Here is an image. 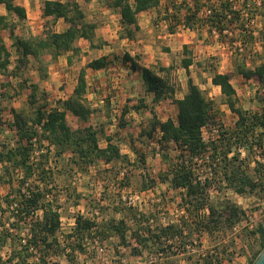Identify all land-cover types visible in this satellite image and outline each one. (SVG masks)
<instances>
[{
  "label": "rangeland",
  "instance_id": "374dc122",
  "mask_svg": "<svg viewBox=\"0 0 264 264\" xmlns=\"http://www.w3.org/2000/svg\"><path fill=\"white\" fill-rule=\"evenodd\" d=\"M60 1L76 4L84 15L83 22L96 26L92 39L96 49H90L89 42L85 39H80L78 41L80 53L77 56H73L72 65H68L66 62V57L70 53L62 54L57 59H53L50 53L47 52H43L36 59L29 56L21 65L19 71H16V76L9 77L11 85L6 86L4 88L5 91L1 88L5 77L0 73V114L3 120L6 122L12 121L13 115L11 112L13 110L32 121L35 119L37 110L48 114L50 111L60 108L59 102L66 100L67 93L72 92L74 89L79 70L91 60L106 57L109 59L108 65L111 64V69L107 67L106 70L96 73L92 70H87L86 80L90 102L94 103L95 108L104 111L107 119L101 114L98 115L97 111L90 117L88 124L97 132H103V134H99V142L102 147L105 146V136H113L120 146L122 154L126 155L130 162L138 158V155H143L146 158L144 169L140 163L137 166H131L130 162H119L114 165V170L108 175H103L104 170L102 168L98 169L96 166L91 167L85 173L78 171L75 166L69 165L68 162L72 155L70 152L57 156L55 149L52 147L47 153L44 149L47 146V142L41 143L37 136V142L33 147L34 152L42 149L45 157L41 158L40 154L35 155L33 153V158L37 159L36 162H33L34 164L42 162L44 168L50 173L53 179L51 184L54 186L52 194L56 196L57 204L62 205L60 212L63 231L68 232V225L71 224L74 216L83 212L82 215L88 217L92 214V206L99 207L101 211L100 218L97 220L98 225L102 222H105L102 224H107L109 220L116 221L122 218V214L113 211L111 207H107L109 206L107 196H105L106 199L100 198L101 200H99V196L103 194V191L107 194V179L112 181L113 184L119 182L118 173L123 168H127L130 174L133 172L130 175L126 191L129 193H140L146 191L144 187L148 185V180L144 182L145 174L148 173L156 182H159L157 175L178 161L180 150L173 142L163 143L158 146L155 140L149 141L146 136L141 137L139 135L142 130H147L148 121L153 114L164 121L168 119L176 121L177 108L173 103L162 101V104L155 106L156 108L152 106L151 112L144 116L143 123H139L140 119H137L132 124L129 123L130 125L126 128L119 129L117 126L116 117L121 113V109L119 108L120 110H118L116 101L118 95L116 92L128 81L124 77V53L132 52L134 58L138 59L140 56L142 63L141 65L139 64L140 66L148 65L142 58L146 56L141 48L138 50V46L134 41H143L149 47L147 51H159L169 55L167 58L172 61V65L169 67L174 69L168 73H161V75L165 76L169 84L176 89L178 98L183 94L182 88L187 91L186 82L191 78L205 98L211 103L214 122L213 125L206 127L203 132L206 143H209L210 140L216 138V134L212 132L213 129L232 133L236 130L237 120V117L224 104V98L220 92L210 85L209 80L215 73H230L233 75L231 83L237 94L238 106L243 111L249 115L262 113L264 90L253 79L246 81L242 76L234 74V71L237 65L244 64L247 69L253 70L264 64V18L261 15L264 12V8L261 7V0H252L253 4L251 2L243 9L244 17L254 18L250 24L246 23V33H243L239 24L235 23L231 26L232 29L220 36L214 31L209 33V27L201 25L198 21L192 22L193 29H188L184 26L183 21L188 10L194 9V0H159L161 5L150 12L152 15L144 13L138 17L142 31L135 33L133 39H127V32L121 24L118 11L110 7L107 2L100 0ZM223 2L229 3L236 10H239L243 4V0H199L198 5L201 11L198 18L208 16V10H220V5ZM18 3L27 4L29 18L22 22V27L16 26L17 18L15 16L11 21H8L10 27L6 29L7 35L5 37L7 39L5 40V46H7V50L11 54V65L8 72L16 68L15 66L18 64L17 60L20 56L19 50L14 44V37L32 35L44 38L43 32L54 30L60 33L67 27L63 20H59L56 23L50 19L46 21L47 26L45 25V20L38 14V8L42 4V0H18ZM11 30L13 35H11ZM0 41L3 42L4 39L0 37ZM183 46H187L190 53L189 56L193 60V65L188 73L181 68V61L185 58ZM131 81L135 82L132 79ZM20 82L24 85L26 92L16 96L12 88L17 91V86ZM31 85L37 87L33 105L29 103L27 95L30 92L28 86ZM2 91L6 92V94L1 95ZM110 114L114 119L108 122ZM67 116V123L74 130H82L86 127L87 123L79 120L70 112H67ZM35 131L39 134L36 128ZM262 132L264 134V129L256 128L255 138L249 139V145L253 144L251 151L242 146L233 147L226 157L229 160L237 155L238 161L234 163V166L242 165L246 176L253 180L252 184L256 185L254 191L246 188L247 192L244 195H237L230 189L222 191L225 183H221L222 189L220 190L217 185L211 184L207 191L208 195L216 203L225 200L224 205H236L241 209L242 215L232 230L227 223L223 222L224 233L216 235L214 239L208 236L206 230H201V233H195L189 237H187V230L183 235L184 239L181 238V241L179 237L176 241L171 237L163 242L166 245L170 244V246H173L176 252L174 250L168 252L165 261L162 260L163 262L154 251L139 249L134 255L131 252L130 245L134 247L135 242L130 239L129 234L124 245H120L118 237L114 236L103 241L97 239L98 246L104 248L103 254H97L94 245H92L91 248L87 247L90 248L91 254L86 252V254H76V264H205L202 261L201 254L207 252H219L222 259L221 264H233L238 258H242L245 264H252L255 256L261 251L260 236L257 233H252V231H256L258 226H262L264 229V172L255 174L253 171L257 161L264 166V136L261 147L255 145L257 136L262 134ZM12 136L13 132L5 128L0 134V141L12 142ZM29 161L32 162L31 159ZM8 167L9 164L1 170L0 176H3L4 169H8ZM209 173L210 171L207 170L206 174L202 173V176L212 177L211 173ZM16 175L19 176V173H15ZM35 177L36 173L32 178L35 179ZM32 178L26 180V184L30 185ZM75 178H79V181L74 183ZM15 180L18 181L16 183V186H18L22 179L17 177ZM164 188L166 187L164 186ZM164 188L156 185L152 192L155 196L163 194L166 199V206L162 207L159 205L157 209L154 208L157 211L160 210L159 223L161 225L172 223L180 226V220L186 214L185 209L179 203V193L181 191H169L166 193ZM115 189L114 185H112L110 193H113ZM68 191L69 195L67 196ZM227 191L229 195H226ZM0 194L6 195V192L0 191ZM4 195L2 198H4ZM231 195L233 198L230 197ZM52 198L54 197H51V195L47 197L48 200ZM143 203L147 205V208L142 207V212L147 213V211L153 210L151 204L154 202ZM1 208L5 211L2 216L7 218L10 212L5 203H2ZM207 215L201 214L200 220L206 221L208 219ZM224 256L225 259H223ZM229 256L231 257L230 260H232L230 262L226 259ZM50 258L58 264H68L62 251L57 255L51 254L49 260ZM235 264L242 263L236 261Z\"/></svg>",
  "mask_w": 264,
  "mask_h": 264
},
{
  "label": "trees",
  "instance_id": "16d2710c",
  "mask_svg": "<svg viewBox=\"0 0 264 264\" xmlns=\"http://www.w3.org/2000/svg\"><path fill=\"white\" fill-rule=\"evenodd\" d=\"M100 1L107 2L110 7L118 11L121 24L127 32V39H133L134 34L139 31L138 16L160 6L159 0ZM194 1V9L188 10L183 21L184 26L188 29H193L192 22L198 21L201 25L209 27V33L214 31L221 36L224 32L232 29V25L238 23L240 30L246 33V23L250 24L254 20L253 17L243 16L244 7H247L252 0H243L239 10H236L229 3L223 2L220 5V10H210L208 16L200 19L198 18L201 11L198 5L199 0ZM261 5L264 8V0H261ZM0 6H3L7 12V16H0V24H3L5 28L10 27L8 21H11L15 16L17 18L16 26H23L22 22L27 18L26 10L24 7L17 5L16 0H0ZM261 15L264 18V12ZM42 17L46 26V21L52 19L53 22L63 20L67 27L60 33L54 30L43 32L44 38L32 35L14 37V44L19 50L20 56L16 68L11 72H8L11 65V54L5 44L0 41V73L5 77L1 84L3 91H5L6 86L11 85L9 77L16 76V71H19L21 65L29 56L36 59L43 52H47L50 53L53 59H57L62 54L70 53L66 57V62L68 65H72L73 56L80 53L78 47L80 39L87 40L90 49H96L92 41L96 26L83 22L84 15L76 4L62 3L58 0L46 1L43 4ZM10 32L13 35V31ZM183 54L185 58L181 61V68L188 73L189 68L193 65V60L189 56L187 46H183ZM123 61L131 63L132 70L141 73L143 89L150 96L151 104L169 99L177 108L176 121L171 119L160 121L153 115L147 125V130H142L139 135L141 137L146 136L149 141L155 140L158 146L173 142L180 150L178 161L157 175L159 182H156L148 173L144 175V182L148 180V185L144 187L145 190H154L158 183L166 182L168 188L172 191L184 190V192L179 193V203L186 211L184 218L182 216L183 219L180 220V226L172 223L166 225L159 223L160 210L157 211L154 208L157 209L159 205L166 206V199L163 194L159 196L160 203L151 204L153 210L147 211V213H138L136 209L126 208L122 204L119 189L128 186L130 175L133 173L130 174V171L125 168L127 169V175L119 181L120 188L115 189L113 193H110L107 189V194L103 191V194L99 196V200L102 197L106 199L105 196H107L109 205L107 207H111L113 211L122 214V218L116 221L109 220L107 224H102L105 223L102 222L98 225L97 220L101 215L99 210V216L75 215L74 226L68 232L60 229L62 205L57 204L56 196L52 194L54 186L51 183L53 179L42 162L34 164L29 161L34 153L33 147L37 142V140L33 142L38 136L35 131L36 126H40L42 129V134L38 140L41 143L47 142V146L44 147L47 153L52 147L55 149L57 156L70 152L72 155L68 163L75 166L78 171L87 173L93 166L110 165V168L103 172V175H107L112 173L115 164L130 162L128 157L121 153V148L113 136H105V146L102 147L99 142V134H103V132H97L88 124L90 117L101 110L93 107L88 99L86 71L100 72L105 70L108 65L107 58L100 57L89 61L79 70L76 85L72 92L67 93L66 100L59 102L60 108L54 109L48 114L37 110L35 119L32 121L24 118L14 110L11 112L13 120L10 122L4 121L0 114V134L5 128L13 132L12 142L0 141V163L9 164L8 169H4L3 176H0V182L10 186V190L0 200L1 214H5V211L1 208L2 203H5L7 208H10L13 202L17 203V208L13 213L17 221L14 225L15 234L0 233V251L8 245L11 250V258L16 260V264H58L57 262H50L49 257L51 254L57 255L61 251L65 255L68 264H76V254H86L87 247L91 248L97 239L103 241L114 236L118 237L120 245H124L128 234L130 239L135 242L134 247L130 245L133 254L141 249L154 251L156 255L161 253L166 257V254L172 251L173 246L166 245L163 241L171 237H179L181 241V238L184 239V231L188 230L187 237H189L192 234L201 233V230H206L208 236L214 239L216 235L224 233L223 222L227 223L232 230L236 222L239 221L242 211L238 206L224 205L225 200L216 203L207 191L211 184L217 185L219 190L222 189L221 183H225L222 191L230 189L237 195L246 194V188L254 191L256 185L252 184L253 180L246 176L242 165L234 166V163L238 161L237 155L229 160L226 157L233 147L242 146L248 151L253 149V144L249 145V139L255 138L256 128L264 129V97L262 113L249 115L238 106L237 94L231 83L233 75L230 73H215L211 78V84L219 88L220 94L224 98V104L237 117L236 130L232 133L218 130L216 138L210 140L209 143H205L202 137V129L213 125V108L192 79L189 78L186 82L187 91L183 98L176 100L174 98V88L169 84L167 78L161 75V73L172 71L173 67L160 68L156 72L140 66L128 53L124 54ZM234 74L242 76L246 81L253 79L264 90V64L253 70L247 69L244 64L237 65ZM17 87V91L12 88L16 96L26 92L22 82ZM28 87L30 90L27 94L29 103L33 105L37 87L34 85ZM3 91L1 95L6 94ZM139 101L137 106L121 110L120 117L117 120L119 129H123L128 125L129 122L126 117H129L131 111L137 113L141 109H148L149 106L145 105L143 100L140 99ZM66 111L87 123L86 127L82 130H74L67 123ZM263 136V132L257 136L255 145L261 147ZM43 154H40L41 158L45 157ZM137 157L130 162V165L137 166L140 163L144 169L146 158L143 155ZM206 157H208L207 160H205ZM19 168L23 172L22 180L18 186L12 187V180L16 177L15 173ZM205 170H209L212 177L202 176V173L206 174ZM253 171L255 174H262L264 166L257 161ZM35 173L36 177L34 179L32 177ZM30 178H32V182L23 192L22 188L26 184V180ZM50 185L51 188H48ZM49 195L54 198L48 200ZM94 208L99 209L97 206H92V210ZM205 208L208 210L207 222L200 220L199 211ZM38 211H41V217L36 216ZM24 226L30 227L28 246H22L20 243V235ZM252 233L259 234L261 240V251L255 256L256 260L264 249V229L262 226H258L256 231H252ZM30 247L39 254L38 262L33 260V254L29 252ZM60 249L61 251H59ZM201 256L205 264L222 263L219 252H207L201 254ZM223 259H225V256ZM226 259L229 262L232 261L230 256Z\"/></svg>",
  "mask_w": 264,
  "mask_h": 264
},
{
  "label": "crops",
  "instance_id": "0c3cea01",
  "mask_svg": "<svg viewBox=\"0 0 264 264\" xmlns=\"http://www.w3.org/2000/svg\"><path fill=\"white\" fill-rule=\"evenodd\" d=\"M46 1H55V0H42V4L39 6V16L41 15V17H42V8H43V4H44V2H46ZM58 1H60V0H58ZM60 2H62V1H60ZM160 2V5H161V1H159ZM62 3H64V2H62ZM16 4L17 5H20V6H22V7H24L25 8V10H26V16H27V18H29V11H28V7H27V4H22V3H18V0H16ZM160 7V6H159ZM158 7V8H159ZM151 11H153V10H151ZM151 11H149V12H145V13H149V14H151L152 15V13H150ZM144 13H141L140 15H143ZM139 15V16H140ZM0 16L1 17H5V16H7V12H6V10H5V8L3 7V6H0ZM119 16V19H120V15H118ZM138 16V17H139ZM42 19H43V17H42ZM44 20V19H43ZM59 21V20H58ZM58 21H56V23H58ZM137 22H138V26H139V31L138 32H141L142 31V28H141V23H139V21H138V18H137ZM6 29L7 28H5L4 26H3V24H0V37L2 38V39H4V41L2 42L3 44H5L6 45V42H5V40H7V39H5V37H6V35H7V32H6ZM59 33V32H58ZM133 42V41H132ZM135 42V44H137V48H138V50L141 48V50L143 51V54L146 56L145 58H144V56L142 57L145 61H146V64H148V65H144V66H142V67H144V68H148V69H152V70H154V71H158L160 68H164V69H166V68H169V66L170 65H172V61H171V59H169V58H167V56H169L168 54H166V53H164V52H159V51H157V52H150V51H147V48H149L148 46H146L144 43H143V41L141 42V41H134ZM6 48H7V46H6ZM8 49V48H7ZM9 51V50H8ZM125 54V53H124ZM128 54L130 55V57H132L133 59H134V61L136 62V63H138V64H142L141 63V60H140V56L138 57V59H136V58H134V54L132 53V52H128ZM109 61V59H107V62ZM107 67H108V69H111V64H109V65H107ZM157 67V68H156ZM192 67V66H191ZM190 67V68H191ZM189 68V69H190ZM107 69V68H106ZM105 69V70H106ZM124 72H125V78H127V83L126 84H123L122 86H121V88L120 89H117V91L118 92H116L117 93V99H116V101H117V103H118V110H123V108L125 109V108H133V107H135V106H137L138 104H139V100L141 99V100H143L144 101V104L145 105H147V106H149L148 107V109H141L139 112H137V113H135L134 111H131L130 113H129V117H126L127 118V121L129 122V123H133V122H135V121H137V119H140V122L139 123H143V119H144V116L145 115H147L148 113H150L151 112V107L152 106H158V105H160V104H162V101L161 102H159V103H157V104H151V102H150V96L149 95H147L145 92H144V89H143V84H142V77H141V73L139 72V71H133L132 70V68H131V63H129V62H124ZM182 70H184V69H182ZM95 72V71H94ZM97 72V71H96ZM95 72V73H96ZM131 79L132 80H134L135 82H132L131 81ZM209 82H210V85H211V87L212 88H214V89H217L219 92H220V90H219V88L218 87H215V86H213L212 84H211V79L209 80ZM182 90H183V94H181V96L178 98V95L176 94V89H174V98L176 99V100H180V99H182L183 98V96L185 95V93H186V90L184 91V88H182ZM87 96H88V99H89V101H90V98H89V94L87 93ZM112 99V98H111ZM112 101H113V99H112ZM163 102H165V103H172V101L171 100H169V99H165V100H163ZM91 104H92V106L94 107V103L93 102H91ZM175 106V105H174ZM120 108V109H119ZM156 108V107H155ZM121 110H120V112H121ZM67 112L68 111H66V118L68 117L67 116ZM98 115L99 114H101V115H103V117L104 118H106L107 119V115H105V113H104V111H98V113H97ZM154 115V114H153ZM153 115L151 116V114H150V116H151V119H152V117H153ZM93 116V115H92ZM112 115L110 114L109 116H108V122H110V120L112 121L114 118H113V116L111 117ZM120 117V114L119 115H117V120H118V118ZM160 121H164V120H161L158 116H156ZM77 118V117H76ZM150 119V120H151ZM149 120V121H150ZM149 121H148V123H149ZM128 123V125L126 126V127H128L130 124ZM125 127V128H126ZM122 153V152H121ZM5 166H7V163H4V164H2V163H0V174H1V170L3 169V168H5ZM96 168H98V169H103V170H106V169H109L110 168V165H97L96 166ZM16 173H19V176L18 175H16V177L15 178H22L23 177V172H22V169H18V170H16ZM108 175V174H107ZM15 178H13V180H12V187H16V183L18 182L17 180H15ZM112 185H114L113 184V182L112 181H110L109 179H107V184H106V186H107V189L110 191V189H111V187H112ZM164 186L166 187V188H164ZM158 187H163L164 189H165V191H166V193L167 192H169V191H171V189H169L168 187V183L166 182V183H160V184H158ZM10 190V186L9 185H6L5 183H1L0 182V191H5L6 192V194H7V192ZM165 191H163V192H165ZM232 191V190H231ZM162 192V193H163ZM176 192V191H175ZM233 192V191H232ZM228 193V191L226 192V195H229V194H227ZM4 195V194H3ZM3 195H1L0 194V200L2 199V197H3ZM223 196V195H222ZM4 197H5V195H4ZM230 197H232L233 198V196L231 195ZM82 211V210H81ZM42 214V213H41ZM82 214H83V212H82ZM82 214H80V215H82ZM37 215V217L38 216H40V214L39 213H37L36 214ZM41 217V216H40ZM236 261H238V263H242V264H245V263H243V260H242V258H238V259H236ZM236 261L235 262H233V264H235L236 263Z\"/></svg>",
  "mask_w": 264,
  "mask_h": 264
},
{
  "label": "built area",
  "instance_id": "2783aa9c",
  "mask_svg": "<svg viewBox=\"0 0 264 264\" xmlns=\"http://www.w3.org/2000/svg\"><path fill=\"white\" fill-rule=\"evenodd\" d=\"M207 14L208 15L210 14V10H208ZM35 128L37 129V131L39 133L38 137H40V135L42 134L41 127L40 126H36ZM205 129H206L205 127L202 129V137H203V141L206 143V139L203 136V132H204ZM212 132L215 133L216 136L218 135V130L213 129ZM158 137H159V135H158ZM35 141H36V139H34L33 142H35ZM41 153H43V150H40L38 152H34L35 155H39ZM207 159H208V157L205 158V160H207ZM36 160L37 159H34L33 156H31L32 163L36 162ZM125 175H127V169L123 168L118 173L119 181H121L122 178ZM76 181H79V178H75L74 179V183ZM27 187H28V184H26V186H24L22 188V191L25 192ZM114 187L116 189L117 188L119 189L120 188L119 182L115 183ZM48 188H51V185L48 186ZM127 189H128L127 186L119 189L121 202L126 208H133V209H136L138 213H141L142 212V207L147 208L146 207L147 205L144 204L143 202H147V203H149V202L153 203L154 202L155 204L160 203L161 199H160L159 195H156V196L153 195V193H152L153 189H149V190H146V191H143V192H140V193H129V192L126 191ZM178 191L184 192V190H178ZM173 192H175V191H173ZM16 208H17V203L13 202V204L10 206V208H8V210L10 212V215H8L7 218L2 216V214L0 212V233L6 232L8 234H15L14 225L16 224L17 221H16L15 217L13 216V213L15 212ZM37 213H39L40 216H41V211L36 212V214ZM199 213H200V215L201 214H208V210L205 208L203 210H200ZM40 216H38V217H40ZM89 216L90 217L99 216V209L98 208H94L92 210V214H90ZM129 222L131 223V221H129ZM74 223H75V219H72L71 220V224L68 225V230H70L74 226ZM60 227H61L60 229L63 230V224L61 222V219H60ZM182 230H184V228H182ZM184 233H185V231H184ZM20 237H21V239H20L21 245L22 246H28V242H29V239H30V227L29 226H24ZM177 239H178V237H174L173 238V240H175V241ZM93 245H94V248H95V252L97 254H99V255H102L103 252H104V248L98 246L97 241H95ZM172 250H174L176 252V249L174 247L172 248ZM29 252H32L33 260L35 262H38L39 254L37 253V251H35L32 247H30L29 248ZM87 254H91L90 253V248H87ZM157 257H159L161 261L162 260L165 261V259H166V257H164V255L161 254V253L159 255H157ZM49 261L55 262V261L52 260V258H50ZM0 264H16V260H14V259L12 260V258H11V251H10L9 247H5L3 250L0 251Z\"/></svg>",
  "mask_w": 264,
  "mask_h": 264
},
{
  "label": "water",
  "instance_id": "95a60500",
  "mask_svg": "<svg viewBox=\"0 0 264 264\" xmlns=\"http://www.w3.org/2000/svg\"><path fill=\"white\" fill-rule=\"evenodd\" d=\"M253 264H264V249L260 253V255L257 257V259L254 261Z\"/></svg>",
  "mask_w": 264,
  "mask_h": 264
}]
</instances>
